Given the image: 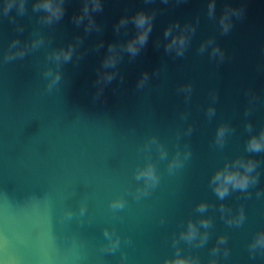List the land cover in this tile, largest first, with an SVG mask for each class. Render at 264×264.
<instances>
[{
    "label": "water",
    "instance_id": "95a60500",
    "mask_svg": "<svg viewBox=\"0 0 264 264\" xmlns=\"http://www.w3.org/2000/svg\"><path fill=\"white\" fill-rule=\"evenodd\" d=\"M45 2L0 19V264H264V152L247 150L264 133V0H63L52 22ZM236 161L255 183L220 199L212 178ZM149 164L158 183L137 179Z\"/></svg>",
    "mask_w": 264,
    "mask_h": 264
},
{
    "label": "clouds",
    "instance_id": "9594fccd",
    "mask_svg": "<svg viewBox=\"0 0 264 264\" xmlns=\"http://www.w3.org/2000/svg\"><path fill=\"white\" fill-rule=\"evenodd\" d=\"M17 3L19 5L17 9V16L25 15L27 11L28 0H4L3 5H0V19L7 18L10 23L16 24L17 16H12L10 15V13L12 9L17 5ZM39 7H42L44 11L48 13V17H47L48 22H52V20L61 19L65 11L63 7V0H47V2H45L44 4L36 6V9L34 10H38ZM97 7H99V5H97ZM214 7H215L214 4L210 5V9H209L210 12L212 11V9H214ZM85 11H87V7H85ZM133 23L138 29L142 30L137 35V37L133 39L132 41H130L127 45V51L131 55L134 56L139 50L138 46H143L147 42L148 35L151 32V19L148 15L141 12V13H138L133 18ZM220 23H221L223 31L226 33L230 27V25L227 22L226 15L221 19ZM18 30L22 31L23 29L19 28L18 26ZM168 34L169 33H166V35ZM176 42H177L176 40L173 41V43H176ZM184 42H185L184 38L180 37L179 43L183 45ZM16 43L17 41H13L12 47H15ZM17 55L22 57L24 55V52H20L15 55H10L8 59H15ZM59 58L60 57L58 56L57 59ZM63 60L65 62L70 61L71 53L65 52L63 54ZM115 63H116L115 59H111L110 61L106 62V66H115ZM48 76H53V73L51 71L46 72L45 77H48ZM60 78L61 77L59 73L53 76L52 83H50L47 86L49 91L52 90V87L55 84L59 83ZM107 79L111 81L112 76H108ZM247 150L253 153L264 152V133H262L259 137H253L252 139H250L247 145ZM178 166H180L179 162L178 161L174 162L170 166V170ZM255 167L256 165H255V162L253 161H247V162L236 161L235 169H233L232 165H226L224 169H222L221 171H218L212 178V183L214 185L213 190L215 194L217 195V197L220 199H224L229 194L230 190H241V191L247 190V188L249 187L251 183H255L256 178L250 175L254 171ZM240 168L244 169L243 172L240 171ZM141 178L146 179L147 181H150L153 184L158 183V179H159L156 175L155 168L151 164H149L143 170L138 172L137 179L139 180ZM113 207H123V202L118 201L113 205ZM198 210L201 212L205 211L206 205L201 204ZM70 215L71 213H69V216ZM241 219H243V217H241ZM207 223H208L207 221L204 222L205 226H207ZM195 234H196L195 226L192 224H189V231L188 233L185 234L186 238L191 239L195 236ZM105 235L108 236L109 234L105 233ZM221 242H224V238H221ZM256 243L261 246H264V233H261L258 236ZM118 244H119V241H116L113 244V249L117 247ZM164 264H193V261H191L190 259L181 257V256H177L174 259L165 260ZM213 264H215L214 261H213Z\"/></svg>",
    "mask_w": 264,
    "mask_h": 264
}]
</instances>
